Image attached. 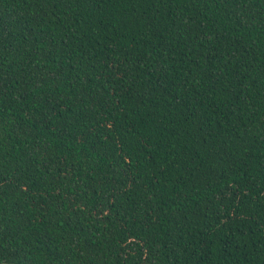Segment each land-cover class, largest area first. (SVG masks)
Returning <instances> with one entry per match:
<instances>
[{
  "label": "trees",
  "instance_id": "16d2710c",
  "mask_svg": "<svg viewBox=\"0 0 264 264\" xmlns=\"http://www.w3.org/2000/svg\"><path fill=\"white\" fill-rule=\"evenodd\" d=\"M0 264H264V0H0Z\"/></svg>",
  "mask_w": 264,
  "mask_h": 264
}]
</instances>
